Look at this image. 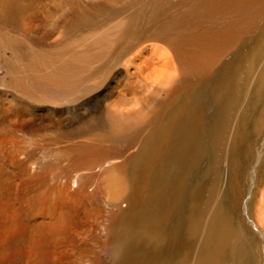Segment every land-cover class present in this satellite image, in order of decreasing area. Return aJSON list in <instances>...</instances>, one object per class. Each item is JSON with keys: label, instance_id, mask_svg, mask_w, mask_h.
<instances>
[{"label": "bare ground", "instance_id": "obj_1", "mask_svg": "<svg viewBox=\"0 0 264 264\" xmlns=\"http://www.w3.org/2000/svg\"><path fill=\"white\" fill-rule=\"evenodd\" d=\"M84 1L0 0V44L15 62L7 74L0 63V87L47 110L59 140L61 128L79 127L61 148L67 175L57 211L77 198L96 205L97 229L108 233L97 249L122 243L116 264H264V183L255 193L264 177V0ZM43 8L51 13L42 17ZM154 19L162 28L140 29ZM125 53L122 97L95 104L115 88L102 93L93 67ZM103 109L121 124L101 138L92 122ZM122 212L143 218L117 238ZM68 228L46 226L44 243ZM38 237L32 248L43 245Z\"/></svg>", "mask_w": 264, "mask_h": 264}, {"label": "rangeland", "instance_id": "obj_2", "mask_svg": "<svg viewBox=\"0 0 264 264\" xmlns=\"http://www.w3.org/2000/svg\"><path fill=\"white\" fill-rule=\"evenodd\" d=\"M67 1L68 0H62L61 6H64ZM80 1L82 4H85L84 0ZM147 1L160 3L163 0ZM174 7H176V1L168 4L167 13H170ZM261 7L263 8V6ZM26 9L28 10L30 8L26 7ZM78 10H81V5H79ZM50 13L51 12H49L48 15ZM40 15H42V17L48 16L47 12L44 13V8L40 11ZM257 23L260 43L264 39V20L259 19ZM147 26H152L156 29L162 28L161 22L158 19H154L152 22H148L147 20L143 21L140 29ZM43 31L44 30L32 32L31 38H34L38 33L42 34ZM136 41H133L129 48L132 47ZM45 42H47V37L40 43L43 45ZM149 42H152L151 38H149ZM17 50V53L20 52L19 49ZM15 51L16 50L13 52ZM126 58L127 54L125 53L118 61L114 59L105 63V65L93 67L94 76L92 79H96L98 85H103L100 89L102 93L109 87L115 88L112 91L108 89L107 92L110 91L108 97L102 101L95 102V104L100 102L99 106L105 104L104 108H106V106L114 105L119 99V96L122 97L117 91L123 87L121 86L117 89V86L120 83L119 76L124 68V60ZM13 62L14 58L12 51L7 50L5 46L0 44V63H5V68L3 69L4 74H7L9 71L12 72L14 68ZM13 72L15 73V71ZM128 89H130V86H128ZM130 92L132 93V90H129L126 94V99L130 97ZM0 95L2 96H0V182L1 184L3 183L0 200V264H94L95 258L98 256L100 257V261H98L99 264H116L119 256V253L117 254V249L119 251L121 250L120 247H122V243L116 241L115 247L114 245H109L105 248L97 249L99 240H101V243H106L105 240L107 239L108 233L104 232L101 234L97 229V225L101 220V214L94 213L97 208L96 205L91 204L84 198H77L74 199V202L70 201L68 204L61 206L63 211H57L56 209L59 205L57 192L61 189L60 186L65 185V178L67 175L65 171L67 167L65 162L66 158L62 157L61 148L64 145H70L69 139L76 137L79 127L75 128V126V129H68L67 131L65 128L60 129L62 132L59 133L65 131V139H62V141L65 140L64 142L66 143H64L59 140L62 136H59L58 133L54 132L51 128V126L54 127V122H56L55 118L52 119L49 117V112L43 110L41 105L35 106L19 98L18 95L6 87V85L5 87H0ZM12 100L15 104H12ZM34 107L37 108L34 109ZM104 112L105 110L103 109V112L100 110V112L95 113V119L97 118V120L92 122V129L95 131L93 135L100 134L101 138L105 135L106 130L104 129L107 128V125L114 121L121 124L120 121H116L117 118H114L112 111L110 115L107 114L106 118L103 115ZM106 121L108 122L106 123ZM27 125L38 129L37 137H28L26 135L27 130L25 129H27ZM20 129L23 131L19 132ZM15 162H17V164ZM23 162L27 163L28 169L31 171L30 174H27L26 169L23 168ZM43 172H46L48 175L47 181L42 180ZM74 175L75 174H70L69 177H73ZM263 179L264 177L261 178V182L255 191L257 199L259 198V191H261L264 183ZM107 200L109 199L106 197L101 199L103 203ZM142 206L143 205L140 206L139 212H141ZM254 208L250 209L252 214L251 217L254 221H257L254 216ZM120 209L123 208L121 207ZM57 212L59 216L56 215ZM119 212L120 211L117 210L116 214ZM122 213L125 218L122 219L123 232L118 233L117 238L128 231H132L133 227L141 223L143 218L142 213L134 216H130L124 212ZM61 216L62 219L67 222L68 227H70L67 229L66 234L64 233L60 236L63 240L58 238V240H48L44 243L45 227L55 222H58V224L64 222L60 219ZM39 226L44 227L41 228L42 230L40 232ZM38 235L40 237L36 238L35 241L42 240L43 245L40 248H36V250L31 247V242H33L34 237ZM257 235L260 242L263 243L262 239H264V235H261V233ZM35 260L36 262L34 263Z\"/></svg>", "mask_w": 264, "mask_h": 264}]
</instances>
